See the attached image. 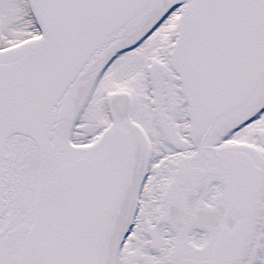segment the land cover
Masks as SVG:
<instances>
[{
  "label": "snow or ice",
  "instance_id": "obj_1",
  "mask_svg": "<svg viewBox=\"0 0 264 264\" xmlns=\"http://www.w3.org/2000/svg\"><path fill=\"white\" fill-rule=\"evenodd\" d=\"M0 264H264V0H0Z\"/></svg>",
  "mask_w": 264,
  "mask_h": 264
}]
</instances>
